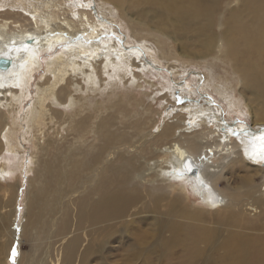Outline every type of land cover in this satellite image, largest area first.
Masks as SVG:
<instances>
[{"label": "rangeland", "instance_id": "obj_1", "mask_svg": "<svg viewBox=\"0 0 264 264\" xmlns=\"http://www.w3.org/2000/svg\"><path fill=\"white\" fill-rule=\"evenodd\" d=\"M12 1L13 0H0V15L6 9H10V11L14 10V8L11 7ZM238 4V0H223L221 3L222 6L220 5V9L218 10L219 13H217L216 16L215 26V30L219 34L222 29H225V24H223V22L228 16L229 11L238 6ZM88 6L93 17L101 21L104 25L103 30L99 32V38L97 37L98 44L100 42L106 43L112 41L123 51L133 52V58L131 57V60L128 61L131 72L125 74L123 68L111 70L108 68L109 70H104L103 72L102 60H100L99 62L97 61V66L94 70L96 83L93 84V88H91V83L88 85V83L86 84L84 82L85 80L82 79L83 76L81 74H77L80 72L70 73L64 76L59 88L64 87L66 90H73L70 92L71 94L69 93L68 100L70 101V96L74 93L73 98L77 99V101L73 99L74 104L69 106L68 100L64 101L63 99L56 98V95L59 93L57 90V94H54L50 98L46 97L44 100L48 103L45 107L48 111L44 114L45 108L41 109L40 118L44 119L43 121L45 124L43 121H39L35 126L33 121L29 120L27 117L28 114L26 111L32 102L37 100V91L40 84L46 83L48 77H50V74L46 71V66L48 65L46 63L53 54H57L63 49L65 50L68 46L72 45L73 42H84L87 37L83 31H80L79 35L74 34L71 37L55 41L53 48L48 49L44 47L45 49H41L42 51L36 53L39 64L31 71L32 77H30L28 82V90L25 91L27 95L22 93L24 86L20 87L14 85L18 93L16 92V95L13 96L15 98L20 96L21 100L17 102L16 99L12 97L13 100L11 99V101L17 102L13 103L14 107L13 105L9 107L6 106L5 108L3 107V112L8 122L5 121L7 128L4 125L3 131L6 128L4 132H8L9 145L13 146L15 150H8L3 146V149L0 151V167L2 165L5 166V173L3 172L0 174V264H18V262L19 264H24L25 259L29 258H33V260H37V262L42 261V264H55L57 262L59 264H66L63 259V243L61 240L58 241L52 234L55 229V226H52L53 223L57 220L56 223L58 225L60 222L59 216L62 212V209H59L60 201L61 203L66 201L64 203L65 210L67 203L71 211L68 236L77 234L80 239V246L71 264H98L96 261L81 260L84 247H94V245H101L100 249L102 248V251L100 254L104 259L103 264H191L194 254L193 250L198 244L196 243L194 245L192 238L201 232L200 229L202 227L209 231L212 239L208 245L204 243L198 245L203 250L206 248V253L197 260L198 262L196 264H199V261L203 259L211 264H226L227 262L228 264H244L241 262L243 258H241V260L238 259L239 256L231 261H226L224 253L226 250L221 244H217V242H222L223 245L228 243L225 240L228 236L226 234L228 232L227 230H235V227L232 225L235 223L238 225L236 230L245 231L249 234L254 233L256 231L255 229L263 225L264 217L261 214L258 215L259 218H261L257 221L258 219L255 218L256 215L253 217V215H248L249 211H245V214L242 212L237 216L233 215L231 220L229 214L231 208L223 207L224 209L216 210L215 212L203 211V213L200 214L201 220L193 218L194 214L196 216L198 214L195 211L197 207L203 209L207 207V205L203 203L201 196L197 194L196 189L193 187V182L196 180L200 171L199 167H197L198 164L195 165L197 168L195 170L196 172H191L190 169L186 167V177L183 176V179L171 178L170 183L167 182L163 185L159 182L143 183V180L137 177L125 181L124 175L122 176L123 166L114 165L112 170L106 174L105 178L102 177L98 183L96 179L94 184L96 185L95 193L99 194L102 190L107 189L106 186L110 184L109 181L115 177L116 180L112 181V183L119 187L116 190L122 189L121 194H123L128 187L137 191L139 195L138 201L130 207L129 212L134 213V211H136L137 213L134 215H139L137 220H140V218L142 219L141 222L144 225H142L141 229L145 228V231L148 232L149 237L147 240L150 244L151 242L154 243L157 237L161 238L165 236L169 238L171 235L172 246L167 252H165L163 247V252L155 253L147 244L148 247H145L144 253H139L140 256L134 257L132 255L133 253H130L133 249L129 246L134 240L133 234H139V232L133 227L130 229V233L127 236L119 238L117 234L112 233L115 229L110 227L111 225H119V220L89 225V223L85 221L87 218L85 219L84 216H82L79 221L82 228L75 230L76 212L77 207L80 205L79 195L82 196L83 194V192H79L81 191V189L78 188L79 185L87 181L89 174L93 173L92 177H96L98 173L102 174V168H104L103 164L111 162L119 164L117 154L119 155L120 152L126 153L127 156H131L133 154H138L141 149L145 148L147 151H152L151 144L155 146L161 142L160 138L159 140L157 139L158 133L165 125L171 124L174 126L175 130L172 135L174 136L179 123L172 120V118L181 116L186 124L192 123L194 119H191L189 113H187L189 110L188 105L193 107L194 103L197 104V110L199 106L211 105L220 113L224 123L228 124L227 127L236 130L238 128H243L250 131L253 128H258L260 125L253 123L255 118L254 115L256 116L255 119L264 121V110L260 112L262 108L261 101L253 100L254 95L244 88L239 75L237 73L235 74L232 68V65H234L233 61H226L221 58L219 56L221 52L218 53L219 51L216 52L217 54L209 55L206 59H201L199 57L188 58L179 52L180 48L184 46V49H189L192 52H197L198 50V45L196 43L197 38L195 36L196 24L193 25V22L190 23L191 32L186 34L171 33V37L165 36L167 39L162 37L166 44L160 48L156 40L144 37L146 34L153 35L152 33L146 30L132 29L130 26L133 25L132 20H136L135 22L138 21L133 10L127 9V7L124 8L123 14L127 13V16H129L128 18L127 16H123L121 9H119L114 2L106 0H88ZM179 6L180 10L185 14L190 10L187 0H180ZM15 10L20 11L22 9L16 8ZM134 33L137 34V37H134ZM184 42L188 44V46L184 45ZM98 44L95 50H101V48H103V45H100L101 48H99ZM218 44L219 42L217 45ZM172 47L178 51V57L176 58L166 53L170 52ZM257 57L259 58V62L253 67V71L264 68V56L257 54ZM100 58H98V60ZM132 60L133 64L131 65ZM100 63L101 65L99 66ZM132 75H134V81ZM68 80L70 85L68 84L66 87V81ZM68 90L66 92H68ZM7 93L9 92L7 91ZM0 102L6 104L9 100L6 102V100L1 99ZM53 109L62 111V114H65V116H62V119H57L50 114V111L53 112ZM83 116H89V126L85 131H78L75 128V124ZM100 119H104L107 122L104 133H101V139L96 131ZM145 120L146 122L154 123V127L137 132L135 127L138 126L140 122L145 123ZM137 130H139V128H137ZM105 133L116 138V141L112 143L119 147L111 149L110 152L112 154L102 158L99 166H97L95 170L93 169L91 173L90 165L96 154L94 146H97L101 141L106 139ZM120 136H122L125 141L120 143ZM2 139L3 135L0 134V141H2ZM140 145H142V147ZM147 156H151L150 152ZM171 157L178 158L177 154L174 153L171 154ZM247 157L249 160H246V162L241 159L242 164H238L240 159L234 164L232 162L229 164V161L224 163L225 165L222 172L220 176L217 177V182L214 185V188L216 187L215 190H220L221 192L227 189L231 191L239 190L237 188L238 181L236 178L243 173L250 174V169L256 167V165L252 164L251 158L249 156ZM80 159H82L81 165L76 166V162ZM141 161L145 162L144 157L141 158ZM215 166L216 164H214L213 167ZM257 166L260 167L259 169L255 168L257 172L251 171V175L253 176L252 182L255 186L258 185V190H261V192L257 191L255 195L260 196L261 193L263 196L264 165ZM43 167L46 169L44 171L45 187L40 211V207H37L36 203L34 209L30 208L28 195L30 191H37V193H39L37 189L40 182L36 177L37 172L39 170V172H42ZM205 167L206 166H204V168ZM50 168L71 171L73 177L66 185L67 177L52 171ZM168 173V175L173 174L171 170H168ZM91 183L93 184V182ZM171 183H173L174 186ZM13 187L17 189L13 190ZM60 187L66 188L65 191L67 192H72L78 188L77 192L80 194H74L75 192H72L71 195L74 196L70 199H68L70 193L64 198L62 196L57 199V192ZM107 190L111 189L108 188ZM162 194L165 195L161 197L160 195ZM174 195H180L184 200L181 203L177 200L175 201L177 198H174ZM245 197H243V199L247 198ZM168 200L171 203H169ZM135 204L138 206L136 210L134 208ZM174 208L176 210L178 209V211ZM243 208H245V205ZM57 209H59L60 213L56 214ZM12 211L13 214L11 216ZM33 212L38 213V217H42V215L46 216L45 222L48 221L50 224L52 223V230H48V228L45 229L40 235V238H38L37 231L41 229L40 225L43 221H38L34 225V223L31 222V215ZM10 216V222H14V225H18L20 228L23 226L24 230L22 234L19 233L14 239L9 233L8 220ZM227 217L230 221H226ZM122 220H126V218ZM137 220L136 222H138ZM246 221L250 222V224H245ZM166 224L170 230L164 228ZM45 232L47 234H45ZM185 233L188 236L185 240L188 244L186 248L181 246L177 237L180 235L181 238H183ZM262 235H264L263 231H259L257 234V236ZM125 239L126 242H123L122 240ZM254 243H259V241ZM239 245L245 244L244 242H240ZM14 252L15 255H13ZM146 256L147 259H144ZM96 258L97 256H93L92 260H96ZM262 259L261 252L258 251L251 258V261L255 264H261Z\"/></svg>", "mask_w": 264, "mask_h": 264}, {"label": "bare ground", "instance_id": "obj_2", "mask_svg": "<svg viewBox=\"0 0 264 264\" xmlns=\"http://www.w3.org/2000/svg\"><path fill=\"white\" fill-rule=\"evenodd\" d=\"M106 1L114 2L115 5L121 9L122 14L124 13L123 10L125 7H127V9L133 10L138 18V21L135 22L136 20H132L133 25H130L132 29L136 28L152 33L153 35L146 34L144 37L156 40L160 48L166 44L162 37H171V33L186 34L192 30L190 23L193 22V25L196 24L195 36L197 38L196 43L198 45V50L196 49L197 52L184 49V45L188 46V44H185V42L183 45L184 47H181L179 52L188 58L199 57L201 59H206V57L209 55L217 54V51H219L218 53L221 52L220 55L218 54L221 58L225 59L226 61H233L234 65H232V68L235 74L237 73L239 75L244 88L254 95L253 100L261 101L262 108L260 112L264 110V68L258 71H253V67L257 62H259L257 54L264 56V0H238V6H236L234 9H231L228 16L225 18L223 22V24H225V29H222L220 34L215 30V26L216 16L217 13H219L218 10L220 9V5L223 0H187V4L190 7V10L187 14L180 10V0ZM11 7L14 8V10L10 11V9H6L0 15V57L4 56L12 58V64L8 69H0V100L3 99L6 100V102L9 100V102L6 104L0 102V134L3 135L4 139L0 141V151L3 149V146L8 150H15L13 146L9 145L8 132H4L7 126L5 123L6 115L4 114L3 109L6 106H12L13 103L20 102L21 100L20 96L17 95V98L13 96L16 95V92L18 93V90L14 88V85L20 87L24 86L22 93L27 95V92L25 91L28 90V82L30 77H32L31 71H33L34 68L39 64L36 53L42 51L41 49H45L44 47H47L48 49L53 48L55 41L65 39L66 37H71L74 34L79 35L80 31H83L87 37V39L85 38L86 40L84 42H73L72 45L68 46L65 50L63 49L57 54H53V56H51V58L47 61L46 64L48 65L46 66V71L50 74V77H48L46 83L40 84L37 91V100L33 101L26 111L28 114L27 117L29 120L33 121L35 126L37 123H39V121L42 122L44 120L40 118V114L41 109L45 108L46 104H48L46 101H44L46 97L50 98L54 94H57L58 90L59 93L56 95V98L63 99L64 101L68 100L69 93L73 90L70 91L67 89L68 92H66L67 90L64 89V87L59 88V85L62 84L64 76L70 73L80 72L77 74H81L83 76L82 79L85 80L84 82L86 84L88 83V85L91 83V88H93V84L96 83L94 70L96 69L97 61L99 62L102 60L101 63L103 65V72L104 70L107 71L109 69L123 68L125 74H127L128 72H131L128 61L131 60V57L133 58L132 51H123L112 41H108L106 43L100 42L98 44L99 32L103 30L104 25L101 21L96 20V18L93 17L91 10L88 8V0H13ZM16 8L22 10L16 11ZM123 16H127V13L123 14ZM127 17L129 18V16ZM133 35L134 37H137V34L134 33ZM218 42L219 44L217 45ZM97 44L99 48H101L100 45H103V48H101V50H95ZM176 50L177 49L172 47L170 52L166 53L167 55L176 58L178 57V51ZM98 58L100 59L98 60ZM132 64L133 60L131 65ZM133 77L134 75H132V79L134 81L135 78ZM66 82L67 87V85H70V83L69 80ZM7 91L9 93H7ZM73 95L74 93L71 95L72 97L70 96V101L68 100L69 106L74 104L73 99L74 101H77V99L73 98ZM12 97H14L17 102H12ZM196 107L197 104L195 103L193 107L188 105L189 110L187 113H189V117L191 119H194L192 123H187L188 126L183 121V117L176 116L172 118V120L179 123L178 129L174 136H172L175 130L174 126L171 124L165 125L158 133L157 139L159 140L160 138L161 142L155 146L151 144L152 151H147L145 148L146 150L141 149L138 154H133L131 156H127L126 153L120 152L119 155L117 154V160L119 159V164L112 162L103 164L104 168H102V174L98 173L96 178L92 177L93 169L95 170V168L99 166L102 158L112 154L110 152L111 149H116L119 147L112 143L116 141V138H113L105 133L106 139L101 141V143H99L97 146H94L96 149V154L94 155L90 165L92 174H89L87 181L82 182L80 184L81 186L79 185L78 187L81 189L79 192H83V194L82 196L79 195L80 205L77 207L75 230L82 228V225L79 223L82 216H84L85 219L87 218L85 221L88 222L89 225L119 220V225L110 226L111 228L115 229V231L112 233L117 234L119 238H124L127 236L130 233V229L133 227L140 234H133L134 240L129 246L133 249L130 253H133L132 255L134 257L140 256L139 253H144L147 244L155 253L163 252L164 249L165 252H167L171 248V235L169 238H166L165 236H162L161 238L157 237L155 242H151L150 244L147 240L149 237L148 232L145 231V228L141 229L142 225H144L141 222L142 219L140 218V220H137L139 215H134L137 213L136 211H134V213L129 212L130 207L134 205L136 201H138L139 195L137 191L128 187L125 189L124 193L121 194L122 189L116 190L119 187L112 183V181L116 180L114 177L109 181L110 184L106 186L107 189L109 188L111 190L106 189L102 190L99 194L95 193L96 185L94 184L96 179L98 183L102 177L105 178L106 174L112 170L114 165L123 166L122 176L124 175L126 179L125 181H129L130 179L137 177L143 180V183L159 182L161 185H163L167 182L170 183L171 178L183 179V176H187L186 167L190 169L191 172H193L197 169L195 165L198 164L197 167H199L200 171L199 175L196 177V182H193V187L196 189L197 194L201 196L203 203H205L208 208L206 207L203 209L197 207L195 211L198 213L197 216L199 217L194 214L193 218L201 220L200 214H202L203 211L215 212L216 210L218 211L220 209H224L225 207L229 209L231 208L230 212L228 210L231 220L233 215L237 216L242 212L245 214V211H249L248 215H253V217L256 215L255 218L258 219L257 221H259L261 218H259L258 215L261 214L264 217V195L262 196L261 193L260 196L255 195L257 191L261 192V190H258V185L255 186L253 184V176L251 175V171L257 172L255 168H260L257 165H264V121L255 119L256 116L254 115L255 118L253 123L259 124L260 126L258 128H253L250 131L243 128H238L236 130L227 127L228 124L224 123L220 113L217 112V110L211 105L199 106L198 110ZM46 111L48 110L45 108L44 114ZM50 114L55 116L57 119H62V116H65V114H62V111L54 109L53 112L50 111ZM88 121L89 116H83L80 118L75 124L76 130L85 131V129H87L89 126ZM106 123L107 122L104 119H100L99 123L97 124L96 131L99 134L100 139L101 133H104ZM4 125L6 128L3 131V128L5 127ZM153 127L154 123H149L145 120V123L140 122L139 125L135 127V130L138 132L140 130L143 131ZM137 128H139V130H137ZM122 136H120L119 139L120 143L125 141ZM140 146L142 147V145ZM149 152L151 156H147ZM172 153L177 154L178 158L171 157ZM247 156L251 158L250 160L253 162L252 164L256 165V167H252L250 169V174L242 172L243 174L236 178L238 181L237 188L239 190L231 191L227 189L223 190L222 192L220 190H215L216 187L214 188V185L217 182V177H219L220 173L222 172V169L225 165L224 163L229 161V164L230 162L234 164L240 159L238 164H242V160H245V162L246 160H249ZM142 157H144L146 163L141 161ZM81 163L82 159L78 160L75 165L80 166ZM214 164H216L215 167H213ZM204 166L206 167L204 168ZM4 168V165L0 167V174L4 172ZM45 170V167H43L42 172H39L40 170L37 172L36 178L39 179L40 182V185L37 189L39 193H37V191H30L28 195L31 209H34V205L36 203L37 207H40L41 211L42 200L44 198ZM51 170L67 177L66 185L73 177L71 171H64L59 168ZM168 170H171L173 174L168 175ZM91 182H93V184ZM12 189L15 190L17 188L13 187ZM65 189L66 188L62 187L59 188L57 192V199L61 198L62 196L64 198L69 193L70 195H68V199H70L74 196L71 195L72 192H75L74 194L78 193L77 189L72 192H67ZM164 195L165 194H162L160 196L163 197ZM180 195H174V198L176 197L177 199H175V201L177 200L181 203L184 199ZM243 197L246 199H243ZM65 202H59V209H62V212L59 216L60 222L58 225L56 223L57 220L53 223L52 226H55V229L52 234L58 239V241L61 240L63 243L64 262L66 264H71L74 260L75 253L80 246V239L77 234L68 236L71 221V211L67 203L65 210ZM169 203L171 202L169 201ZM244 205L245 208H243ZM137 207V204H135V210ZM59 209H57L56 214L60 213ZM176 211H178V209ZM12 214L13 211L11 216ZM11 216L8 220V226L10 229L9 233L14 239L19 233L22 234L24 230L22 225V228H20L18 225L15 226L14 222H10ZM38 216V213L33 212L31 215V222L35 225L36 222L43 221V223L40 225L41 229H38L37 231L38 238H40V235L45 231V229L48 228V230H52V223L50 224L48 221L45 222L46 216ZM124 218H126V220H122ZM136 220L138 222H136ZM226 221H230L228 217L226 218ZM247 223L250 224V222L246 221L245 224ZM235 224H232L235 227V230H227L228 232L226 234L228 236L225 240L228 243L223 245L222 242H217V244H221V246L226 250V252L224 251L226 261H231L235 257L239 256L238 259L241 260V258H243V260H241L242 263L255 264L251 261V258L256 252L260 251L261 256L263 257L261 264H264V235L257 236L259 231L264 232V223L258 229H255L256 231L252 234L246 233L245 231L236 230L238 225ZM164 228L170 230L167 224ZM200 231L197 236H193L192 238L194 245L196 243L198 244L193 250L194 254L191 264H196L198 262L197 260L203 257L204 253H206V248L203 250L198 245L200 243L208 245L212 239L209 231H207L204 227H202ZM45 234L47 233L45 232ZM177 237L181 243V246L186 248L188 245L185 242V240L188 238L187 234L185 233L183 238H181L180 235ZM122 241L126 242V239ZM257 241H259V243H254ZM240 242H244L245 245H239ZM100 246L101 245H94V247H84L81 260L96 261L98 264H103L104 259L100 254L102 251ZM93 256H97L96 260H92ZM144 259H147V256ZM39 263L42 264L43 262H37V260L34 261L33 258L25 259L24 261V264ZM199 264L211 263H208L205 259H203L199 261ZM226 264H228V262Z\"/></svg>", "mask_w": 264, "mask_h": 264}, {"label": "water", "instance_id": "obj_3", "mask_svg": "<svg viewBox=\"0 0 264 264\" xmlns=\"http://www.w3.org/2000/svg\"><path fill=\"white\" fill-rule=\"evenodd\" d=\"M12 64V58L11 57H0V69L5 70L10 67Z\"/></svg>", "mask_w": 264, "mask_h": 264}, {"label": "snow or ice", "instance_id": "obj_4", "mask_svg": "<svg viewBox=\"0 0 264 264\" xmlns=\"http://www.w3.org/2000/svg\"><path fill=\"white\" fill-rule=\"evenodd\" d=\"M13 255H15V252L13 253Z\"/></svg>", "mask_w": 264, "mask_h": 264}]
</instances>
